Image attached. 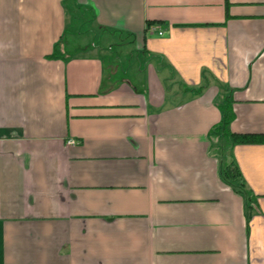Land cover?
<instances>
[{"label": "crops", "instance_id": "obj_1", "mask_svg": "<svg viewBox=\"0 0 264 264\" xmlns=\"http://www.w3.org/2000/svg\"><path fill=\"white\" fill-rule=\"evenodd\" d=\"M82 18L115 57L66 52ZM223 107L264 134V0H0V264H264V140Z\"/></svg>", "mask_w": 264, "mask_h": 264}, {"label": "rangeland", "instance_id": "obj_2", "mask_svg": "<svg viewBox=\"0 0 264 264\" xmlns=\"http://www.w3.org/2000/svg\"><path fill=\"white\" fill-rule=\"evenodd\" d=\"M89 24L90 22L86 18L78 20L72 19V21L68 22L64 35V39L68 41L66 52L70 54L82 53L88 49H91L89 47L84 48L83 44L86 42H93L104 45L106 52L110 53V55H113L115 57L117 48V45L115 44L116 42H108L102 39L99 35V31H97L96 29H92V26L90 27ZM109 43L112 45V51L107 49ZM118 63H121L124 69H126L127 71L129 70L127 75L128 78L131 79L141 89V86L139 85L140 80L138 78L143 79V76H139V73H137V69L134 67V62H132L131 60H127V58H125L124 56H121V59ZM108 68L109 67L106 68L107 72L109 71Z\"/></svg>", "mask_w": 264, "mask_h": 264}, {"label": "trees", "instance_id": "obj_3", "mask_svg": "<svg viewBox=\"0 0 264 264\" xmlns=\"http://www.w3.org/2000/svg\"><path fill=\"white\" fill-rule=\"evenodd\" d=\"M60 50L58 44H55L53 50L46 57L48 58H57L60 55ZM232 117L231 112L227 107H223L222 117L218 124L214 127V131H218L221 135L227 134L233 143H250L258 142L264 140V134H254V133H233L228 132L227 126ZM222 179L228 184L234 185L240 188L239 183V172L233 164H226L221 169Z\"/></svg>", "mask_w": 264, "mask_h": 264}, {"label": "built area", "instance_id": "obj_4", "mask_svg": "<svg viewBox=\"0 0 264 264\" xmlns=\"http://www.w3.org/2000/svg\"><path fill=\"white\" fill-rule=\"evenodd\" d=\"M159 34H162V32H159ZM75 141L74 140H72V139H70V140H68V143H74Z\"/></svg>", "mask_w": 264, "mask_h": 264}]
</instances>
